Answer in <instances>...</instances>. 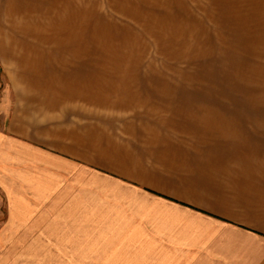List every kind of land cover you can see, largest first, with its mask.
I'll list each match as a JSON object with an SVG mask.
<instances>
[{"label":"crops","instance_id":"crops-1","mask_svg":"<svg viewBox=\"0 0 264 264\" xmlns=\"http://www.w3.org/2000/svg\"><path fill=\"white\" fill-rule=\"evenodd\" d=\"M69 1L89 12V0ZM207 1L204 13L217 12L218 0ZM252 1L240 11L264 23V0ZM178 2L130 0L122 5L133 12L114 13L199 52L209 29ZM262 46L243 76L257 77L264 94ZM0 55L26 103L0 97V264L41 253L48 264L57 254L68 263L76 255V264H264V121H125L123 138L73 128L32 111L34 97L50 94L26 87L21 57ZM34 259L28 264L46 262Z\"/></svg>","mask_w":264,"mask_h":264},{"label":"rangeland","instance_id":"rangeland-1","mask_svg":"<svg viewBox=\"0 0 264 264\" xmlns=\"http://www.w3.org/2000/svg\"><path fill=\"white\" fill-rule=\"evenodd\" d=\"M4 1L3 4L0 0V27L5 33L8 32L4 23L7 24L11 18L20 16L24 22L27 19V23H36L40 27L41 18L51 14L41 5L46 0H40V7L35 10L33 6L37 5L36 0ZM128 1L89 0V20L81 31H76L77 18L73 16L77 14L61 13L59 18L56 16L47 24L58 31L59 37L68 40L67 45H58V41L63 42L58 39L56 43L44 41L41 45L32 46L35 50L40 49L35 51V66L47 64L49 60L52 64H58L54 62L58 60V53L81 55L82 58L76 59L77 62L74 60L73 65L82 69L93 89L104 91V98L114 106L101 108L87 105L71 110L68 106L54 109L30 102L32 111L37 112L41 107L40 112H51L50 121L53 123L68 121L73 128L104 127L106 133L118 138L124 137L121 128L125 121H233L234 124H239V121H264V101H257L264 94L259 92L257 77L243 76L244 69L255 70V51L263 48L264 44V23L257 24L251 14L240 11L242 7L246 9L247 4L256 6V2L218 0L215 5L217 12L212 14L204 13L209 3L207 0L178 2V6L185 4L199 10L201 13L196 16L200 17L201 28L207 25L209 29L202 31L209 39L202 42L199 52L193 53L188 52L189 48L185 46L166 45L162 31L144 29L142 26L145 23L140 24L125 15V12L134 11L130 5L123 7L122 3L126 5ZM116 9L124 13H114ZM145 9L141 7L140 13ZM180 16L183 18L184 14ZM247 23L252 29L241 32L239 28ZM258 25L261 28H257ZM5 33L0 30V54L10 49L20 52L18 50L23 46L15 42L11 47L6 45ZM217 36L222 38L218 39ZM29 43L33 44L26 41L29 47ZM244 59H250L249 67H244ZM78 60H82L85 66H78ZM14 73L12 64L0 55V97H5L11 107L23 101L21 95L25 94L14 87ZM166 108L165 114L159 112V109ZM199 109L203 112L200 113ZM175 113L180 116H174ZM54 117L58 121H54ZM36 257L46 261L45 264L50 260L48 253L9 254L8 262L28 264ZM55 257L56 264H76V255H73L74 262L70 263L65 254Z\"/></svg>","mask_w":264,"mask_h":264},{"label":"bare ground","instance_id":"bare-ground-1","mask_svg":"<svg viewBox=\"0 0 264 264\" xmlns=\"http://www.w3.org/2000/svg\"><path fill=\"white\" fill-rule=\"evenodd\" d=\"M41 5H44L43 9L49 10L51 14L41 18L42 21L40 22V27L36 23H27V19L24 22L23 18L18 16L19 19L11 18L9 19L10 21H7V24L4 23L5 29L8 33H5L2 27L0 28V30H3V33H5V43L8 47H11V44L14 42L18 46H23L21 50H18L20 51L18 53L14 49H10V51L3 50L2 52L3 56L10 55L9 57L17 53L16 55L23 59L24 70L22 73L25 76L24 80L26 81V87L30 88L33 86L35 89H37V91L49 93L51 95H45L44 97L38 98V100L34 97L31 101H34L43 107L54 109H57V107L67 106L70 107L71 110L76 107L82 109L83 106L87 105H93L95 107L101 108L113 107V103L104 98V91L93 89L91 86L92 83L89 84L88 79L83 74V70L73 65L72 62H74V60L76 61V59H81V55L79 56L73 53H58L56 57L58 60L54 61L56 63L58 62V64H52L50 62L51 60H49L47 64L42 63L35 66V61L33 58L34 55L37 54L36 52L40 49L38 48L35 50L34 47H32L34 44L41 45V43L44 41H55L56 43L58 39H60L63 42L58 41V45H67L66 41L68 40H64L63 38L59 37L58 31L47 24L50 20H53L56 18V16L59 18V14L61 13H75L77 15L73 17L77 18V22L75 24L78 25V29L76 31H81V27H86V23L89 20L88 15L90 13L82 11V8L79 5L77 7L69 0H46L42 2ZM15 15L17 16L19 14ZM70 38L72 39L71 35ZM37 39H39V41ZM26 41H30L33 44L30 45L29 43V47L26 44ZM78 62H80L78 66L83 67L82 65H84V62L82 60H78ZM38 75L40 78H38ZM30 89L33 90L32 88ZM166 110L167 108L161 110L159 109V112H164L165 114ZM199 112L201 113L203 111L199 109ZM174 116L178 117L180 115L175 113Z\"/></svg>","mask_w":264,"mask_h":264}]
</instances>
